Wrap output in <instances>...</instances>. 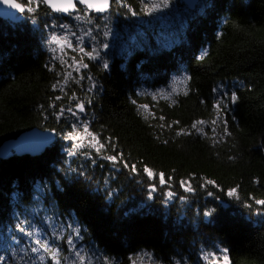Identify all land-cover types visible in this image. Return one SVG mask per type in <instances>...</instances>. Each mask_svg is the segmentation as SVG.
I'll list each match as a JSON object with an SVG mask.
<instances>
[{
	"label": "trees",
	"instance_id": "trees-1",
	"mask_svg": "<svg viewBox=\"0 0 264 264\" xmlns=\"http://www.w3.org/2000/svg\"><path fill=\"white\" fill-rule=\"evenodd\" d=\"M141 1L88 16L134 31ZM35 4L0 19V145L56 140L0 158V264H264V0L177 2L174 26L102 61L56 53L65 20Z\"/></svg>",
	"mask_w": 264,
	"mask_h": 264
},
{
	"label": "rangeland",
	"instance_id": "rangeland-1",
	"mask_svg": "<svg viewBox=\"0 0 264 264\" xmlns=\"http://www.w3.org/2000/svg\"><path fill=\"white\" fill-rule=\"evenodd\" d=\"M33 4L27 9L25 7L26 14L33 15V11L36 7V0H30ZM201 1V0H200ZM199 1V2H200ZM142 6L140 12L143 14L135 15L134 17L136 23H133L136 26V31L127 30L121 32L117 28L110 26L108 17H103L100 19L99 24L93 22L91 16H88L87 10L84 7L77 6V10L68 15V17H62L61 14H53L57 17H62L65 20L61 24H51L50 32L55 40L53 48L56 53L61 54L62 49L66 46L68 49L78 47V49L83 48L84 50H89L88 57L95 61H102L108 58L109 52H124L129 50V47L136 43L140 38H144L143 32L151 33L153 25L165 26H174L176 20H179L181 14L174 7L177 2L182 3L185 10H189L187 5L181 0H142ZM198 2V3H199ZM198 5V4H197ZM196 5V6H197ZM174 7V8H173ZM81 8L83 12L79 13L78 9ZM196 8V7H195ZM194 8V9H195ZM193 9V10H194ZM86 10V11H84ZM190 10V11H193ZM101 16H107L106 14ZM22 23V22H21ZM98 26V27H97ZM116 48V50L114 49ZM76 51V50H75ZM179 85L174 86L170 89V92H176L179 90ZM223 89V88H222ZM168 95V94H167ZM223 95L225 96L224 92ZM225 97L218 96V102ZM141 113L145 114L149 109L147 107H139ZM203 123H196V128L200 131L203 127ZM72 144L70 148V154H76V149L82 145V143L87 144L86 135L84 133L76 132V137L69 141ZM170 201H172V196L169 195ZM54 236H58L56 231H52ZM51 245L49 242L45 243L44 248L47 250ZM35 250V249H34ZM41 251V249H40ZM82 264H92L93 258L91 257H82ZM209 261L212 260L210 264H225L218 263V259L212 256L210 253L205 256Z\"/></svg>",
	"mask_w": 264,
	"mask_h": 264
},
{
	"label": "water",
	"instance_id": "water-1",
	"mask_svg": "<svg viewBox=\"0 0 264 264\" xmlns=\"http://www.w3.org/2000/svg\"><path fill=\"white\" fill-rule=\"evenodd\" d=\"M44 5L53 13L61 14L62 17L74 13L77 6L85 7L93 14H105L110 6L111 0H41ZM189 10H193L200 0H181ZM26 9L17 0H0V19L8 20L13 24L25 21ZM56 140L55 132L46 129L33 128L23 132L16 139H10L0 146V158L9 159L12 155H41L54 145Z\"/></svg>",
	"mask_w": 264,
	"mask_h": 264
},
{
	"label": "bare ground",
	"instance_id": "bare-ground-1",
	"mask_svg": "<svg viewBox=\"0 0 264 264\" xmlns=\"http://www.w3.org/2000/svg\"><path fill=\"white\" fill-rule=\"evenodd\" d=\"M41 2H42V1H41ZM42 3H43V2H42ZM43 4H44V3H43ZM111 5H112V4H111ZM44 6H45V5H44ZM46 8H47V7H46ZM84 8H85V7H84ZM110 8H111V6H110ZM110 8H109V10H110ZM47 9H48V8H47ZM85 9H86V8H85ZM48 10H49V9H48ZM86 10H87V9H86ZM109 10H108V11H109ZM108 11H107V12H108ZM87 12L90 13V14H93V13L89 12L88 10H87ZM107 12H106V13H107ZM51 13H52V12H51ZM106 13H105V14H106ZM52 14H53V13H52ZM93 15H95V14H93ZM98 15H104V14H98ZM1 20H2V19H1ZM6 21H8V20H6ZM9 22H10V21H9ZM23 22H24V21H23ZM12 24H13V23H12ZM15 24H16V23H15ZM15 24H14V25H15Z\"/></svg>",
	"mask_w": 264,
	"mask_h": 264
}]
</instances>
